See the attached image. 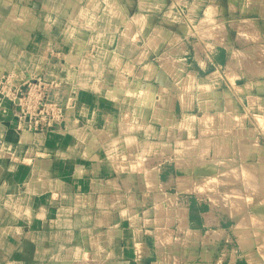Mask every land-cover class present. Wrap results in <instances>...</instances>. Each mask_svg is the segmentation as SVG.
Returning <instances> with one entry per match:
<instances>
[{
    "label": "crops",
    "instance_id": "1",
    "mask_svg": "<svg viewBox=\"0 0 264 264\" xmlns=\"http://www.w3.org/2000/svg\"><path fill=\"white\" fill-rule=\"evenodd\" d=\"M241 30L264 46V0H0V77L65 108L31 132L0 102V264H264L201 183L264 154Z\"/></svg>",
    "mask_w": 264,
    "mask_h": 264
},
{
    "label": "rangeland",
    "instance_id": "2",
    "mask_svg": "<svg viewBox=\"0 0 264 264\" xmlns=\"http://www.w3.org/2000/svg\"><path fill=\"white\" fill-rule=\"evenodd\" d=\"M207 4H211L208 10H213V3L207 2ZM220 26L221 27H219L217 30L220 35L228 31V29L226 28V23L224 21L222 24H220ZM259 38L260 37L256 32H244L243 30H241L236 41V47L240 49L239 53L248 56V54L252 55L254 53L258 54L259 52H264V46L259 45ZM260 49L263 51H261ZM258 119L261 122L262 132H264V115L258 116ZM248 178H251V180H248ZM248 182H250L251 186ZM201 183L202 192H206L207 195H212L210 196V198H212L215 203L222 205V207H224V209L228 211V214L230 212V214L233 216L232 222L230 223L234 224L235 228L238 223H241L242 227L240 228V230L242 231L241 233L246 236H244L246 238L245 241L251 243L252 245L255 243L259 248H253V251H255L256 254H259L260 251L259 256L263 259L264 154L243 160H240L238 158H234L233 160V158H231L230 160L225 159L219 161H206L204 162V165L202 167ZM238 195L241 196L239 197ZM224 199L228 200L225 201ZM232 201H237L238 203L234 202L232 204ZM230 205L236 207H230ZM239 206L242 207L240 208ZM238 207L241 210H239ZM236 208L241 212H239L238 215L234 216L232 210L236 211ZM246 219L248 220L246 221ZM243 245L245 246V243H243Z\"/></svg>",
    "mask_w": 264,
    "mask_h": 264
},
{
    "label": "built area",
    "instance_id": "3",
    "mask_svg": "<svg viewBox=\"0 0 264 264\" xmlns=\"http://www.w3.org/2000/svg\"><path fill=\"white\" fill-rule=\"evenodd\" d=\"M58 86V82L41 77L18 80L12 74H5L0 77V102L12 104L19 130L45 131L65 115L64 105L54 91Z\"/></svg>",
    "mask_w": 264,
    "mask_h": 264
},
{
    "label": "bare ground",
    "instance_id": "4",
    "mask_svg": "<svg viewBox=\"0 0 264 264\" xmlns=\"http://www.w3.org/2000/svg\"><path fill=\"white\" fill-rule=\"evenodd\" d=\"M234 54H235V53H234ZM233 57H234V55H233ZM255 116H256V115H255ZM250 171H251V170H250ZM250 171H249V172H250ZM236 172H238V171H236ZM253 172H254V171H253ZM236 174H237V173H236ZM240 174H241V173H240ZM251 174H252V173H251ZM253 174H254V173H253ZM248 180H251V178H250V179L248 178ZM248 183H249V185L251 186L250 182H248ZM252 186H253V184H252ZM247 187H248V186H247ZM233 196H234V195H233ZM238 196H239V195H238ZM240 196H241V195H240ZM240 196H239V197H240ZM221 197H222V196H221ZM221 197H220V198H221ZM222 198H223V197H222ZM241 198H242V197H241ZM243 198H244V197H243ZM224 200L226 201V200H228V199H224ZM224 200H223V201H224ZM246 200H247V199H246ZM218 201H220V200H218ZM230 202H231V200H230ZM234 202H237V201H232V204H233ZM243 202H244V201H243ZM221 203H222V200H221ZM226 203H227V202H226ZM237 203H238V202H237ZM237 203H236V204H237ZM241 203H242V202H241ZM224 204H225V203H224ZM224 204H223V205H224ZM229 204H231V203H229ZM229 204H228V205H229ZM236 204H234V205H236ZM226 205H227V204H226ZM226 205H225V206H226ZM232 206H233V205H232ZM232 206L230 205V207H232ZM233 207H234V206H233ZM235 207H236V206H235ZM235 207H234V208H235ZM239 207L241 208L242 206H239ZM239 207H238V209H239ZM235 210H236V211L232 210L233 213H234V216H235V215H238L239 212H241V211H238L237 208H236ZM239 210H241V209H239ZM233 213H232V214H233ZM240 215H241V214H240ZM242 217H243V216H242ZM245 217H246V216H245ZM247 217H248V216H247ZM258 219H259V218H258ZM241 220H244V219H241ZM247 220H248V219H246V221H247ZM259 221H260V220H259ZM260 222H261V221H260ZM242 224H243V223H242ZM259 226H260V225H259ZM241 227H242L241 223H238L237 226H236V232H237L238 234H241V232H242V231L240 230ZM240 238L244 241L243 237L240 236Z\"/></svg>",
    "mask_w": 264,
    "mask_h": 264
}]
</instances>
